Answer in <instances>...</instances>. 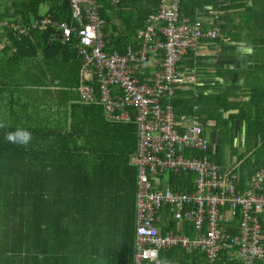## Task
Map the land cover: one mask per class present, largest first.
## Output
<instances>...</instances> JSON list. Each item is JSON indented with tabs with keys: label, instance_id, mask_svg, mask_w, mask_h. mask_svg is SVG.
Returning a JSON list of instances; mask_svg holds the SVG:
<instances>
[{
	"label": "built area",
	"instance_id": "obj_1",
	"mask_svg": "<svg viewBox=\"0 0 264 264\" xmlns=\"http://www.w3.org/2000/svg\"><path fill=\"white\" fill-rule=\"evenodd\" d=\"M69 1L71 22L56 24L63 46L76 39L81 100L103 106L109 123L136 126L133 264H157L173 249L198 250L206 264L222 257L264 264V164L238 189L239 165L221 169L198 118H177L169 104L181 79L179 61L196 53L202 39H217L219 30L182 18L180 0H157L156 11L137 32L139 48L107 53L98 1ZM53 24L51 15L42 14L26 25L3 26L19 37ZM160 51L156 70L140 80L142 65Z\"/></svg>",
	"mask_w": 264,
	"mask_h": 264
},
{
	"label": "trees",
	"instance_id": "obj_2",
	"mask_svg": "<svg viewBox=\"0 0 264 264\" xmlns=\"http://www.w3.org/2000/svg\"><path fill=\"white\" fill-rule=\"evenodd\" d=\"M44 4L48 5L53 19L71 22L69 0H13L0 15V20L26 25L32 17H41ZM149 13L147 9L140 12L137 19H129L137 23L127 36H107L109 30L105 25L102 29L105 51L124 54L128 47L135 48L137 30ZM100 14L105 18L102 10ZM7 35L8 47L3 54L11 51L14 60L34 57L38 53L43 55V60L59 59L62 54L77 57L76 39L63 46L60 32L54 27L30 29L19 37L13 32ZM173 96L170 103L177 109L179 99L176 94ZM252 98L251 106L264 107V88H256ZM70 114L71 125L66 131L59 126L22 127L33 134L27 147L4 139L5 132L13 129H0V264H85V260L78 261V258L82 259L85 251L92 252L95 244L83 238L87 228L96 224L103 228L117 224L124 238H132L130 229L136 211V203L135 206L131 203L136 193L137 169L132 164L137 148L136 126L107 122L100 104H75ZM249 114L245 109L236 117L249 127L246 138L251 141L250 151L251 147L257 149L245 157L237 169L238 189L244 188L264 164V113L256 117ZM181 115L185 114L175 112V117ZM209 118L215 119L221 127L223 144L218 151V161L223 169V145L232 144L228 125L234 118L224 120L221 113H211ZM259 139H262L260 146ZM116 248L119 253L114 254L115 264L121 257L126 260L122 263L127 264L129 255L133 264V256L129 253L131 246ZM99 254L102 256L101 252ZM161 257L179 264H206L204 254L198 250L173 249ZM214 264L240 263L222 257Z\"/></svg>",
	"mask_w": 264,
	"mask_h": 264
},
{
	"label": "crops",
	"instance_id": "obj_3",
	"mask_svg": "<svg viewBox=\"0 0 264 264\" xmlns=\"http://www.w3.org/2000/svg\"><path fill=\"white\" fill-rule=\"evenodd\" d=\"M12 1L3 0L4 8ZM97 1L99 13L100 10L104 12L105 18H102L105 21L104 26H108L107 36L110 37L129 35L137 23L131 22L130 18L137 19L140 12L150 9L153 13L157 9V0H119L117 3L110 0L106 4L101 0ZM262 7H264V0H180L182 18L198 20L205 29L217 28L219 35L215 40L202 39L196 53L190 52L179 61L178 69L181 79L175 83L173 93L178 96L179 100L176 102L178 108L176 109L170 103L174 96L170 98L169 104L173 108L174 115L175 112H183L185 114L181 115L183 117L198 118L214 151V156L211 158L219 167L218 151L223 144V139L221 127L215 119L209 118L211 113H221V118L224 120L234 118L228 125L232 133V144L223 145L224 168L233 164L240 166L244 158L257 149L251 147L250 151L251 141L246 138V129L249 127L246 122H241L236 116L241 115L245 109L252 117L264 113L262 109L264 107L255 108L250 105L256 88H264V12ZM48 9V5L44 4L41 15H51ZM53 22L54 26L49 25L47 29L49 27L57 29V24L70 23L55 19ZM5 23L7 21L0 20V120L8 123L9 127L5 129L14 130L18 126L47 129L59 126V129L65 128L63 131H66L71 125L70 113L75 104H87L79 95L81 58L70 55L66 57L62 54L63 57L59 56V59L43 60V55L38 53L34 57L28 56L25 59L14 60L11 57V51L3 54V50L8 47L7 33H11L8 28H3ZM128 24L130 26L126 28ZM145 24L146 19L137 32L145 27ZM134 39L135 48H128H139L137 33ZM161 57L160 51L158 57L151 58L142 65L140 76H138L140 80L156 70ZM261 142L262 139H259L258 146ZM134 218L130 229L131 239L124 238L117 224L109 228H103L98 224L87 228V234L83 239H91L95 245L91 247L92 252L85 251L81 256L82 259L78 258V261L85 260V264H115L114 254L119 253L116 247L125 245L131 246L129 253L133 256ZM173 231L177 232L176 229ZM124 261L126 260L121 257L116 264H123ZM131 261L132 258L129 255L126 263L132 264Z\"/></svg>",
	"mask_w": 264,
	"mask_h": 264
},
{
	"label": "clouds",
	"instance_id": "obj_4",
	"mask_svg": "<svg viewBox=\"0 0 264 264\" xmlns=\"http://www.w3.org/2000/svg\"><path fill=\"white\" fill-rule=\"evenodd\" d=\"M9 127L6 121L0 120V129ZM4 139L14 145L27 147L32 139L33 134L27 128L16 127L13 131L5 132ZM157 264H173V261L168 257L161 258L157 261Z\"/></svg>",
	"mask_w": 264,
	"mask_h": 264
},
{
	"label": "rangeland",
	"instance_id": "obj_5",
	"mask_svg": "<svg viewBox=\"0 0 264 264\" xmlns=\"http://www.w3.org/2000/svg\"><path fill=\"white\" fill-rule=\"evenodd\" d=\"M6 8H4V3L3 0H0V15L5 11ZM135 194H133V196L131 197V203H133V205L135 206Z\"/></svg>",
	"mask_w": 264,
	"mask_h": 264
}]
</instances>
